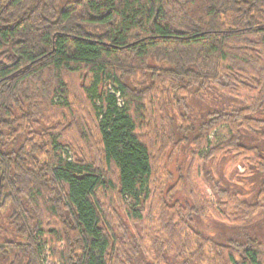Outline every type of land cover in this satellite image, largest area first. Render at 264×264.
I'll list each match as a JSON object with an SVG mask.
<instances>
[{
    "label": "trees",
    "instance_id": "trees-1",
    "mask_svg": "<svg viewBox=\"0 0 264 264\" xmlns=\"http://www.w3.org/2000/svg\"><path fill=\"white\" fill-rule=\"evenodd\" d=\"M45 251L264 264V0H0V264Z\"/></svg>",
    "mask_w": 264,
    "mask_h": 264
},
{
    "label": "rangeland",
    "instance_id": "rangeland-1",
    "mask_svg": "<svg viewBox=\"0 0 264 264\" xmlns=\"http://www.w3.org/2000/svg\"><path fill=\"white\" fill-rule=\"evenodd\" d=\"M228 135H229V133H228L227 128L225 126H220L211 134L209 139L211 140V142L213 144H216V143H219V142H222V141L226 140ZM68 149H69V153L71 155H73L72 149L70 147H68ZM203 155H204V153L201 154L200 156H198L194 160L193 168H192V171H191V178H192L194 184H196V186L198 185L199 188H201L206 193V195L209 197L211 202H213L214 206L217 207L218 202H217L216 196L214 195L213 190L209 186V184L206 181V179L203 177L202 172L200 170V163H201V160L203 158ZM173 167H174V165L172 163L171 167H169V168L173 169ZM243 170L244 169H243V167L240 164L237 165L236 167H232L231 168V171H233V172L235 171V173L242 172ZM227 171H226V173H228ZM203 222H204V224H208V227L206 228V231L210 232L211 231L210 226L212 225L211 222L209 220H206V221H203ZM42 263L43 264H58V262L55 259L53 260L51 258V256H49L47 251H45L44 254H43Z\"/></svg>",
    "mask_w": 264,
    "mask_h": 264
}]
</instances>
